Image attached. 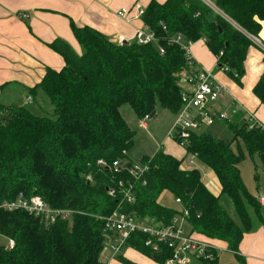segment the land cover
Instances as JSON below:
<instances>
[{
	"label": "trees",
	"instance_id": "obj_1",
	"mask_svg": "<svg viewBox=\"0 0 264 264\" xmlns=\"http://www.w3.org/2000/svg\"><path fill=\"white\" fill-rule=\"evenodd\" d=\"M214 4L218 11L202 0L152 1L142 19L158 36L157 44H118L71 20L81 54L66 40L55 39L50 47L62 55L65 65L60 70L49 68L31 89L41 88L53 109L39 115L0 101V201L24 191L39 195L52 207L78 211L71 219L46 225L22 210H0V235L14 241L11 249L0 243V264H105L101 253L113 233L106 229L105 217L119 209L168 224L180 210L162 205L160 196L166 192L182 199L194 232L225 242L237 264H247L240 243L246 233L264 227V215L241 177L240 157L232 142L242 138L264 169L262 126H251L243 112L236 113L244 121L241 126L226 121L232 141L197 130L183 159L160 149L143 155L138 161L147 168L135 178L131 168L136 161L128 153L136 131L121 112L128 104L142 120L158 106L177 115L185 77L200 68L182 44L199 39L217 57L218 69L228 66L227 75L240 82L253 45L249 36H259L262 29L264 0H214ZM178 37L181 40L175 43ZM254 93L264 104V72ZM192 158L214 173L216 192L203 181L202 165H190ZM99 159L109 164L121 161L122 171L112 173L98 164ZM120 179L134 183V203H124L119 193L109 194L108 187ZM223 196L238 219L221 203ZM144 239L145 234L138 233L128 242L164 264L170 251L154 253Z\"/></svg>",
	"mask_w": 264,
	"mask_h": 264
},
{
	"label": "crops",
	"instance_id": "obj_2",
	"mask_svg": "<svg viewBox=\"0 0 264 264\" xmlns=\"http://www.w3.org/2000/svg\"><path fill=\"white\" fill-rule=\"evenodd\" d=\"M152 1L154 0H0V101L27 109L26 104L31 103L41 108L44 96L45 102L48 101V96L41 88L34 92L31 89L42 80L49 68L60 70L65 65L62 55L50 47L55 39L66 40L81 54L82 49L72 31L71 20L78 26L95 28L115 42L119 36L125 37L126 42H133L135 30L144 25L142 16L137 15L133 8L140 6L146 9ZM155 1L163 3L166 0ZM124 8L132 9L126 17L118 14ZM249 37L253 45L248 49L244 73L239 83L232 80L225 71L218 69L217 57L204 39L192 42L189 55L194 58L198 67L209 71L225 88V99L214 103V106L227 112L231 121L232 118L236 119V113L243 112V119L249 113L256 122L264 125V104L254 93V87L264 72V20L259 36ZM52 109L51 104L47 113ZM141 121L142 126L144 124L143 127H147L146 121ZM175 142L171 145L167 139L164 140L163 150L177 159H183L186 148ZM146 154L148 155L143 153L140 157ZM128 155L133 160L132 152L129 151ZM209 178L210 182L207 184L215 186L213 181L216 176L212 171H209ZM213 240L218 246L220 262V252L230 251L221 240ZM240 252L247 264H264V227L244 235ZM101 260L105 264H128L124 260L130 264H160L154 257L130 245L120 254L104 249Z\"/></svg>",
	"mask_w": 264,
	"mask_h": 264
},
{
	"label": "built area",
	"instance_id": "obj_3",
	"mask_svg": "<svg viewBox=\"0 0 264 264\" xmlns=\"http://www.w3.org/2000/svg\"><path fill=\"white\" fill-rule=\"evenodd\" d=\"M133 9H136L139 16H143L146 10L140 6ZM131 10L124 8L118 14L126 17ZM125 40V37L119 36L117 43L123 44L126 42ZM180 40L181 38L178 37L176 41L170 39V42L175 41V43H178ZM134 41L138 44H157L159 38L144 23L135 30ZM191 44H182L187 54H189ZM160 52L161 54L165 52L162 46H160ZM228 70V66L223 68L225 72ZM224 91V86L206 69L199 68L185 77L181 95L183 104L169 131V135H173L182 148H186L191 136L201 128L202 124L213 125L217 122L231 121V117L227 112L214 106V103L224 99ZM245 116V122L250 123L251 126L256 123L259 124L251 114L248 113ZM143 126L145 125L143 124ZM262 128L264 129V125ZM98 164L111 170L112 173H120L122 171L120 166L123 163L115 160L109 164L105 160L99 159ZM146 168L144 163L138 161L131 168V173L135 178H139ZM88 179H91L90 176H88ZM145 183L143 181V184ZM108 192L112 196H116L118 193L122 195L124 203L132 204L136 200L134 183L131 181L120 179L115 185L108 187ZM175 201L180 205V211L173 215L168 224L163 220L154 218H140L135 214L119 209L113 211L105 217L106 229L112 230L113 233L108 236L104 249H110L113 254H120L129 245V239L134 234L141 233L145 234V245L152 252L170 251V256L164 264H213L218 258V246L210 240L209 242L207 239L195 235V232L188 227L190 216L188 208L184 206L180 197H176ZM259 202L264 206V195L260 196ZM0 210L9 212L22 210L39 218L46 225L71 219L78 212L70 207H52L39 195H28L24 191H20L12 199L1 200ZM13 246L14 241L8 239L5 247L11 249Z\"/></svg>",
	"mask_w": 264,
	"mask_h": 264
},
{
	"label": "rangeland",
	"instance_id": "obj_4",
	"mask_svg": "<svg viewBox=\"0 0 264 264\" xmlns=\"http://www.w3.org/2000/svg\"><path fill=\"white\" fill-rule=\"evenodd\" d=\"M204 3L211 6L213 9L218 11L217 7L213 4L214 0H202ZM213 2V3H212ZM81 47V46H80ZM82 49V48H81ZM226 97V91L224 93V99ZM26 98V96H25ZM44 101L41 104V108L39 106H36L35 104H26V106L32 110L33 112L39 114V115H46L47 111L50 108L49 103L50 100L48 99L47 102H45V96L43 97ZM222 99V100H224ZM43 110V111H42ZM46 112V113H45ZM121 112L131 128L136 131L135 135V142L130 150L132 152L133 160L134 162H138L140 159V156L143 153H148L153 155L157 150L164 151V144L162 143L164 140H168L169 144H173L175 142V139L173 135H169V131L173 126L174 120L176 118V115H173L171 112H169L166 109H163L161 107H157V112L152 118H145L144 121L147 123V127L142 126V119H139L136 117L134 112L132 111L131 107L128 104H125L121 107ZM232 121H235L236 125L241 126V123L244 121L243 119L239 118H232ZM260 124V123H259ZM262 125V124H261ZM263 126V125H262ZM202 130L209 132L213 136L223 139L225 141H232L233 134L232 130H230L225 122H217L213 125H205L202 124L201 128ZM197 132V131H196ZM173 141V142H172ZM176 143V142H175ZM232 147L235 151V153L240 157V163H239V169L241 173V177L248 188V190L257 197V200H259L260 196L264 195V169L260 163L259 157L257 155H251V153L248 151L247 146L245 144V141L242 138H238L237 140H234L232 142ZM180 149V148H179ZM156 150V151H155ZM155 151V152H154ZM154 152V153H153ZM131 156V157H132ZM189 160V159H188ZM193 160V158H192ZM187 164V161L184 163ZM192 166L197 167L198 165H202L201 163H198L195 160H193ZM187 167V166H186ZM208 167V166H207ZM205 166H201V174L203 176V181L207 184L210 182L209 178V171ZM216 179V178H215ZM215 186L213 184H207V187L213 192H216L217 190V181H213ZM213 188H212V186ZM217 194V193H216ZM175 196L169 192H166L162 195V198L160 202L162 205L166 206L167 208L174 209V210H180V206L175 201ZM221 203L225 208L228 210L230 216H232L234 219H238L237 214L235 213L234 207L232 203L228 200L227 196H223ZM260 203V202H259ZM262 212L264 214V207L262 206ZM188 227L191 228V225L188 224ZM186 227L187 229H189ZM195 235L197 237H200L202 239H207V241H214L213 239H208L207 237L203 236L202 234L196 233ZM209 241V242H210ZM217 241V239H216ZM8 238L4 236H0V243L7 244ZM223 242V241H222ZM225 243V242H224ZM226 244V243H225ZM228 249V247H227ZM229 250V249H228ZM230 252H227L223 250L220 252V262L221 264H237V260L234 256V253L229 250ZM218 252V251H217ZM233 254H232V253Z\"/></svg>",
	"mask_w": 264,
	"mask_h": 264
},
{
	"label": "water",
	"instance_id": "obj_5",
	"mask_svg": "<svg viewBox=\"0 0 264 264\" xmlns=\"http://www.w3.org/2000/svg\"><path fill=\"white\" fill-rule=\"evenodd\" d=\"M156 114V110H153L150 115L147 116V118H152Z\"/></svg>",
	"mask_w": 264,
	"mask_h": 264
}]
</instances>
